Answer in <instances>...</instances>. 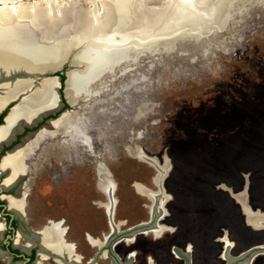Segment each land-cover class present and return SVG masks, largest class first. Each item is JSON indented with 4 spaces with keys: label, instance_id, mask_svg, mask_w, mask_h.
Wrapping results in <instances>:
<instances>
[{
    "label": "rangeland",
    "instance_id": "1",
    "mask_svg": "<svg viewBox=\"0 0 264 264\" xmlns=\"http://www.w3.org/2000/svg\"><path fill=\"white\" fill-rule=\"evenodd\" d=\"M262 9L248 6L215 31L220 36L210 45L206 37L192 40L193 50L159 53L150 41L143 61L108 76L90 105L84 99L87 121L77 119L69 144L52 141L38 160L43 167L28 183L26 222L40 228L61 220L77 251L95 255L99 247L86 237L112 232L96 186L99 161L113 181L118 226L108 249L118 264L128 254L131 264H264ZM136 148L145 159L132 156ZM63 158L72 169L57 167ZM80 165L86 169H73ZM152 212L166 214L157 236L148 231Z\"/></svg>",
    "mask_w": 264,
    "mask_h": 264
},
{
    "label": "bare ground",
    "instance_id": "2",
    "mask_svg": "<svg viewBox=\"0 0 264 264\" xmlns=\"http://www.w3.org/2000/svg\"><path fill=\"white\" fill-rule=\"evenodd\" d=\"M248 6L262 9L264 0H0V76L17 70L56 71L67 65L63 91L74 107L70 113L65 111L56 123L66 127L69 133L77 119L87 121L85 100L91 104L99 92L97 89L108 76L118 75L117 71L125 69L129 62L143 61L148 55L145 52L150 41H156V50L165 54L182 47L193 50L190 42L194 39L206 37L208 40L204 42L210 45V39L220 36L215 31L225 29ZM178 35H181L179 40L176 39ZM54 80L38 82L39 86L37 84L35 90L9 113L8 120L28 119L26 111H30L31 103L40 94L49 96ZM31 83L32 80L25 77L0 83V104L12 97L18 88L25 89ZM14 155L8 156L6 162L15 164ZM138 155L143 159L146 157L140 148H136L132 156L138 158ZM96 166L98 188L113 198V181L108 169L99 162ZM153 183L158 186L154 179ZM134 185L139 194L154 204L155 199L147 189L138 183ZM9 204L14 210L22 207V203L12 197ZM101 205L109 209L112 201ZM246 206L243 204V209L249 217L251 214ZM107 214L113 235L118 226L113 222L114 207ZM162 216L166 214L157 213L154 221L152 218V226L147 229L156 236L159 230L155 227L160 225ZM247 222L257 226L254 221ZM147 224V221L140 223ZM41 236L45 246L66 249L60 244L61 230L57 223L51 222L44 227ZM88 238L91 242H103ZM131 238L132 235L126 241L131 242ZM234 260L228 256L229 262Z\"/></svg>",
    "mask_w": 264,
    "mask_h": 264
},
{
    "label": "flooded vegetation",
    "instance_id": "3",
    "mask_svg": "<svg viewBox=\"0 0 264 264\" xmlns=\"http://www.w3.org/2000/svg\"><path fill=\"white\" fill-rule=\"evenodd\" d=\"M56 74L60 75L62 80V85L59 88V101L57 100L55 91L58 83L54 80L51 94L47 97L40 94L38 95L39 97L37 96L38 99L36 98L31 103L30 111H26V118L28 119L23 120V118H20L16 121L8 120L13 109L23 98L11 109L10 114L7 116L10 107L16 102V100L10 99L15 97L18 93L23 94V91L27 90L28 86L24 85L26 87L25 89L18 88L12 97L0 104V264H43L44 261H48L49 259L51 264H99L100 258L109 259L110 262L108 264H118L114 257L110 255L108 249L110 240L113 237L112 232L111 234L104 236L103 240L95 238L104 243L91 242L89 238L86 237L88 243L92 247H99L95 255L88 256L79 253L75 246L76 243L69 241L66 238L67 227L59 222L61 220L55 221L54 223H57L61 230L60 244L66 247L65 250L55 249L50 246L47 247L42 243L41 230L50 225L52 221H49L48 224L43 225L40 228H34L26 222V196L29 193L28 183L34 181L36 177L35 173L38 168L43 167L42 163L38 160L45 159L43 158V156L46 155L45 149L48 151V146L53 143L52 141H55L58 146L62 145L63 147L69 144L67 139H70V137L66 132V127H62L56 122L65 111L70 113L74 106L68 102L67 97L65 96V98V94L63 95L62 92V88H64L63 72L59 71ZM37 84L39 86L38 82H36V86ZM26 97L27 96L24 98ZM9 100L10 102L4 106ZM3 106L4 108L1 109ZM66 108L67 110H65ZM56 109L57 111H55ZM61 111L63 112L57 118ZM58 146L57 148H59ZM14 153L15 164L7 163L6 159L8 156H12ZM60 153L61 152H59V154ZM67 153L68 151L65 150L63 152V157H68ZM98 162L99 161H95V168L97 167L96 164ZM59 164H61V166ZM57 167L59 169L62 167L68 170L69 168L72 169L70 161L68 159L66 161V158L59 161ZM73 169H82L84 171L86 165L74 166ZM13 172L14 174H12ZM46 172L50 173V170L46 169ZM101 192L104 195L106 194V196L108 194L103 191ZM11 197L19 200L22 203V207H19V209L16 210L11 208L9 204V199H11ZM109 200L112 201V207L109 209L104 207L106 213L111 211L114 207V196L112 198L109 195L105 201H102L106 202ZM151 217L154 221L156 215ZM110 236L111 238L109 239ZM98 254L99 256H97ZM131 256L132 255L128 254L125 258V263H121L131 264Z\"/></svg>",
    "mask_w": 264,
    "mask_h": 264
},
{
    "label": "water",
    "instance_id": "4",
    "mask_svg": "<svg viewBox=\"0 0 264 264\" xmlns=\"http://www.w3.org/2000/svg\"><path fill=\"white\" fill-rule=\"evenodd\" d=\"M63 65L59 68V69H57L56 71H43V72H26V71H23V70H17V71H14V72H12V73H9V74H7V75H2V76H0V83H2V82H4V81H8V80H14V79H16V78H21V77H25V78H28V79H30V80H32V83L29 85V87L27 88V90H24L23 92V94H21V93H18L15 97H13V98H11L10 100H16V102L10 107V109H9V112H8V114H7V116L9 115V113H10V110L16 105V104H18L19 103V101L22 99V98H24L25 96H28V95H30L34 90H35V88H36V82H40V81H42L43 79H55L56 81H57V86H56V89H55V91H56V96H57V100L59 101V95H60V92H59V88L61 87V85H62V80H61V76L60 75H58V74H56V72L57 71H60V72H62V69H63ZM67 72H68V68H66L65 70H64V79H63V87L65 86V83H66V81H67ZM37 80V81H36ZM64 88H62V92H63V95H64ZM64 97H65V95H64ZM66 98V97H65ZM10 100L9 101H7L6 102V104H8L9 102H10ZM5 104V105H6ZM4 105V106H5ZM4 106L3 107H1V109L2 108H4ZM67 109V108H66ZM55 111H57V109L55 110ZM55 111H53V112H55ZM64 111V110H63ZM63 111H61L59 114H58V116H57V118L61 115V113L63 112ZM31 123V122H30Z\"/></svg>",
    "mask_w": 264,
    "mask_h": 264
},
{
    "label": "trees",
    "instance_id": "5",
    "mask_svg": "<svg viewBox=\"0 0 264 264\" xmlns=\"http://www.w3.org/2000/svg\"><path fill=\"white\" fill-rule=\"evenodd\" d=\"M63 77V76H62Z\"/></svg>",
    "mask_w": 264,
    "mask_h": 264
}]
</instances>
